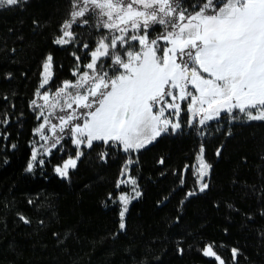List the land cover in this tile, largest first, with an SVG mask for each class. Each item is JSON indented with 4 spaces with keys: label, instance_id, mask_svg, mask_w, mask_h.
Here are the masks:
<instances>
[{
    "label": "trees",
    "instance_id": "1",
    "mask_svg": "<svg viewBox=\"0 0 264 264\" xmlns=\"http://www.w3.org/2000/svg\"><path fill=\"white\" fill-rule=\"evenodd\" d=\"M70 11V0H29L0 12V120H7L0 123V264H219L203 255L207 245L225 264H264V122L222 118L206 138L183 128L135 153L129 175L141 195L124 230L118 197L130 187L117 188L126 177L124 153L102 143L82 149L69 181L54 170L66 155L32 161L43 117L31 102L46 57H52V87L75 82L73 73L87 70L89 49L102 35L75 26L71 44L53 43ZM201 146L211 166L204 193L194 175Z\"/></svg>",
    "mask_w": 264,
    "mask_h": 264
},
{
    "label": "snow or ice",
    "instance_id": "2",
    "mask_svg": "<svg viewBox=\"0 0 264 264\" xmlns=\"http://www.w3.org/2000/svg\"><path fill=\"white\" fill-rule=\"evenodd\" d=\"M27 2L0 0V10L21 8ZM70 7L53 43H71V29L78 19L77 27L93 20L98 31L107 33L95 42L94 50L89 49L90 62L84 67L90 71L74 72L78 78L58 86L54 99L45 88L51 78L52 57L47 56L42 65L43 79L34 95L43 104L31 103L44 117L35 132L40 140L52 141L44 154L60 145L63 137L57 135V128L60 133L67 129L77 149L75 158L55 167L60 176L67 177L68 169L76 167L83 155L81 145L92 149L97 141L125 154L121 177L127 179L118 180L117 188L121 183L135 185V178L128 175V166L136 162L134 154L169 128L175 132L182 127L181 102H185L187 126L201 136L206 122L219 121L222 113L229 123L264 121V0H70ZM58 106L61 112L71 110L59 117V125L49 119ZM45 109L50 110L48 116ZM46 126L51 136L43 131ZM97 155L104 161L108 158L107 151ZM31 159L36 161V151ZM196 160L194 175L203 192L208 187L203 177L211 167L203 159V146ZM32 168L29 163L26 170ZM118 199L123 204L119 228L124 230L129 198L120 195ZM20 219L31 223L24 216ZM236 254L232 249L233 259ZM203 255L225 264L211 245Z\"/></svg>",
    "mask_w": 264,
    "mask_h": 264
},
{
    "label": "rangeland",
    "instance_id": "3",
    "mask_svg": "<svg viewBox=\"0 0 264 264\" xmlns=\"http://www.w3.org/2000/svg\"><path fill=\"white\" fill-rule=\"evenodd\" d=\"M29 1V0H28ZM185 3H188V0H185ZM6 10H8V9H4V10H0V12H2V11H6ZM85 19H88V16H86L85 17ZM94 23V21L93 20H90V23H89V25H85L84 27H81V28H85L86 26L88 27V26H90L93 30H97L96 28H95V23ZM77 24H79V19L77 20V23L76 24H73V26H72V29H71V31L74 33V28H75V26H77ZM98 31V30H97ZM102 33L101 34H106L107 33V30H100ZM92 32V31H91ZM99 32V31H98ZM75 37V36H74ZM74 37H73V39H74ZM72 39V40H73ZM72 42V41H71ZM161 43H163V42H161ZM69 44H71V43H68V44H64L63 46H66V45H69ZM86 48H84V50H85ZM111 51V50H110ZM102 59H104V58H102ZM97 67H99V62H98V65H97ZM51 78H50V81H49V84L48 85H46L45 86V88H47V89H50V92H49V95H50V97L51 98H53L54 99V93L56 92V90H57V88H58V86L57 87H52L51 86V83L53 82V79H54V72H53V65H52V67H51ZM86 71H90V70H86ZM206 75V74H205ZM78 78V77H77ZM62 84H60L59 86H61ZM41 92H43L44 91V89H41L40 90ZM36 102L38 103V104H43V100L42 99H40L39 97H37L36 96ZM61 103H63V101H61ZM183 104H185V102H181V113H180V119H181V122H182V127L180 128V129H177L175 132H173V130L171 129V128H169V130H168V132H165V133H162L160 136H158L152 143H150V144H148L145 148H143V149H141V150H139L138 152H140V151H143V150H145V149H147L149 146H151V145H153V144H155L161 137H163V136H168V135H171V134H176V133H178V132H180V131H182L183 130V128H186V129H190L191 127H188L187 126V124H186V118L187 117H185V116H183L184 114H185V111L183 112ZM73 108H75V105L73 106ZM37 111H40V109H36ZM49 109H45L44 110V115L45 116H48V114H49ZM71 110H65V112H61L60 111V108H59V106L55 109V114L54 115H52V116H50L49 117V119L51 120V122L52 123H56L57 125H59V123H60V121H59V117L60 116H62V115H65L67 112H70ZM80 111H83V109H80ZM187 116V115H186ZM43 117V116H42ZM224 117V114L222 113L221 114V118L219 119V121H221L222 120V118ZM43 119H44V117H43ZM219 121H217V120H212V121H207L206 122V124L204 125V127H203V131H204V135L202 136V138H206V136H207V134L208 133H210V129H211V127L213 128V126H215V127H218V122ZM78 121H73L72 123L74 124V123H77ZM257 122H264V121H250V122H247V124L248 123H257ZM234 123H241V122H232V123H230V124H234ZM43 131L45 132V134L46 135H48V136H51L52 135V133L48 130V126H46L44 129H43ZM57 135L58 136H61V137H63V139L61 140V142H60V145H57V147L56 148H54V149H52V151H51V154L52 153H59V155H61V156H63V155H66L68 158L69 157H73V158H75V156H72V154H76V151H77V149H76V146L72 143V140H71V138H69V136H68V131H67V129L65 130V132L64 133H60L59 132V128H57ZM38 145H37V147H36V149H35V151H36V153H37V159H36V161H34V163L35 162H37V160L41 157V156H44L45 154V151H46V149L47 148H50L51 147V144H52V141L51 140H49V141H42V140H40V138H39V134H38ZM98 143H102V142H97V141H94L93 142V145L94 144H98ZM42 145H43V147H42ZM61 145H62V147H61ZM82 149H87V148H85L83 145H81V147H80V151L82 150ZM137 153V152H136ZM51 154H48V155H46L47 157H50V155ZM67 158V159H68ZM203 159H204V161L207 163V161L205 160V156H204V149H203ZM208 164V163H207ZM196 166H198V161H196V164H195ZM72 170H74V168H69L68 169V176L67 177H62V178H64V179H66V180H70V172L72 171ZM209 174H210V169H209V171H208V174L206 175V176H204L203 177V181L204 182H208V177H209ZM128 175H129V173H128ZM124 179H127V176L124 178ZM125 184V183H124ZM208 184V183H207ZM125 185H128V187H130V191H129V193H127V194H124V195H126L128 198H129V200H128V204H127V212L125 213V216H124V223H125V219H126V217H127V214H128V212H129V209H130V206H131V204L137 199V198H139V197H136V195H135V192L136 191H138V192H140L139 191V188H138V186H137V183L135 184V185H132V184H130V183H128V184H125ZM199 187H200V182H198L197 181V190L199 191ZM133 189H135V191H133ZM209 189V185H208V187L203 191V192H200L199 191V193H204V192H206L207 190ZM121 204H122V202H121ZM122 207H123V204H122Z\"/></svg>",
    "mask_w": 264,
    "mask_h": 264
}]
</instances>
